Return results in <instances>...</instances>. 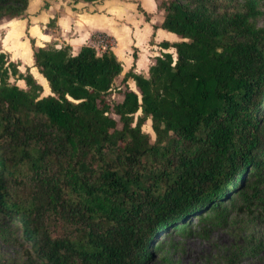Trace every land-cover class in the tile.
<instances>
[{
    "label": "trees",
    "instance_id": "16d2710c",
    "mask_svg": "<svg viewBox=\"0 0 264 264\" xmlns=\"http://www.w3.org/2000/svg\"><path fill=\"white\" fill-rule=\"evenodd\" d=\"M263 1L161 0L154 29L181 38L160 43L176 57L157 56L147 76L133 66L114 103L123 64L109 48L30 39L46 96L0 52V228L21 229L26 264H145L154 239L234 194L264 205ZM28 6L0 0V23Z\"/></svg>",
    "mask_w": 264,
    "mask_h": 264
},
{
    "label": "rangeland",
    "instance_id": "374dc122",
    "mask_svg": "<svg viewBox=\"0 0 264 264\" xmlns=\"http://www.w3.org/2000/svg\"><path fill=\"white\" fill-rule=\"evenodd\" d=\"M30 1L29 9L32 12L30 14L35 15L46 11L51 5H54L55 10H58L59 8L67 7V4L74 11L94 13V11H89L88 7H82L81 5L77 8L72 7L71 5L74 2L72 3L71 0V2L69 0H29V3ZM100 1L103 4L105 3L110 9L118 10L117 13L122 14L119 22L115 24V28H118L117 34L121 37L119 46L121 50L120 60L124 67H127L129 58L133 60L134 55L138 57L140 52L138 45L142 50L143 66L148 57L153 59L150 53L151 50L156 53L159 52V55L163 54L160 47V49L150 48L153 44L146 40L148 33L146 27L142 28L138 24V19L133 18V14H131H135L136 9L139 13H143L139 9L143 8L140 1L131 0L136 6L130 7L129 5V7L122 9L115 5L117 4L116 0ZM160 1L151 0L157 6V9ZM79 3H75V5ZM45 4L48 5L46 8ZM261 8L264 12V1L261 4ZM158 10L161 11L160 9ZM56 19L57 16L54 19L50 18L48 27H52ZM129 22H132L136 27L135 36L138 45H136V42H132V39H134L132 37L134 26ZM29 23L28 12L16 21L3 20L0 27V49L3 47L2 43L4 42H2V39L4 40L5 30H10L11 32L4 46L6 44L10 48L15 41L18 42L19 38H26L30 41L31 37L26 30ZM108 23L110 24V22ZM257 23L259 27L264 28V14L258 19ZM98 34H94L93 37ZM175 40L176 42L181 41V38L178 37ZM146 41L148 44H146ZM111 44L112 40H110L108 45L114 46V44ZM47 48L54 47L48 46ZM147 48L149 49V54L146 57ZM96 50L101 55L105 49L100 47ZM168 52H171L174 58L176 57L175 49L170 48ZM14 62L19 65L17 61ZM27 68L30 69V67ZM26 69L24 68L23 71L25 72ZM37 72L34 69L37 81L43 86V95H49L50 90L47 82L40 78ZM123 76L116 80L112 90L106 96V99L111 103L118 102L121 99L119 94L122 91ZM11 82H15L20 87L25 88V83L21 80L12 78ZM129 88L131 87L129 86ZM133 90L137 91L135 86ZM143 130L149 133L153 140L155 139V134L151 128V120H147ZM221 208L220 212L203 213L199 219L197 215H194L184 224H177L168 231L163 232L161 236L152 242L151 253L146 256L145 264H264V205L259 196L253 194L251 189L249 191L246 190V193H237L230 196L229 201L223 204ZM26 263V245L21 241V229L17 225H8L6 221L2 222V227L0 228V264Z\"/></svg>",
    "mask_w": 264,
    "mask_h": 264
},
{
    "label": "crops",
    "instance_id": "0c3cea01",
    "mask_svg": "<svg viewBox=\"0 0 264 264\" xmlns=\"http://www.w3.org/2000/svg\"><path fill=\"white\" fill-rule=\"evenodd\" d=\"M137 1L141 2L143 6L142 10L144 11L145 15L143 16L144 13H139L137 9L135 14H131H133V18L138 19V24H140L142 28L146 27L148 32L146 35V40H149L150 44H153L152 46H150V48L158 49L160 47L162 53L168 52L169 49L166 50L162 48L160 46V43L164 41L170 43L176 42L175 39H177L178 36L162 28L154 29V25H160L162 23L164 17L163 11H159L157 9V6L154 4V2L152 3L151 0ZM116 2L117 4L115 5H117L121 9L129 7V5L130 7L136 6L133 2H131V0H116ZM30 5L31 1L29 3L27 11L30 23L27 25L26 30L28 31L31 39L34 41L36 47L47 48L48 46H53L54 48L59 49L63 46L68 45L72 49V54L76 55L81 47L90 46L92 44L93 35L99 33L106 35L108 38H110V40H112L111 45L114 44V46H110V48L119 59L121 58V50L119 47L121 37L117 34L118 28H115V24L119 22V19L122 17V14L117 13L118 10L110 9L108 6H106L105 3L103 4L101 1H98L94 3H79L78 5H75L74 3L71 5L72 7L76 8L80 5L82 7H88V10L91 12L94 11V13H89L86 11H74L67 4V7L59 8L58 10H55L54 5H51L48 9H46V11L35 15L30 14L32 13L29 9ZM131 9L133 10V8ZM55 16H57V19L54 25L52 27H48L50 18L54 19ZM13 20L16 21L17 19ZM2 22L0 23V27L2 25ZM108 22H110V24ZM129 23L134 26L132 22ZM135 29L136 27L134 26L132 33V37L134 39H132V42L134 41L136 42V45H138V41L135 36ZM10 32V30H5L4 40L2 39V42L5 43L9 39ZM28 40L29 39L26 38H19L18 42L15 41L13 45L10 46V48L7 47L6 44L4 46V43H2L3 47L0 49V52L9 53L11 60L17 61L19 63V69L21 72H24V68L26 69V67H30V71L34 75V69L36 71L37 69L33 65V50L31 47V43ZM146 44H148L147 41ZM138 49H140L138 57H136V60L134 58L133 60H130L129 58L127 67L123 66L122 75H124L129 69L134 66V71L136 73L147 76L149 73V67L153 63L154 59L157 56L162 55H159V52L156 53L151 50L150 53L153 59H149L148 57L143 66L142 50L139 45ZM148 54L149 49L147 48L146 57ZM146 63L148 64L146 65ZM38 76L46 82V80L41 75L38 74ZM34 77L36 78L35 75ZM128 85L131 87V89H134L135 83L133 81H128Z\"/></svg>",
    "mask_w": 264,
    "mask_h": 264
},
{
    "label": "built area",
    "instance_id": "2783aa9c",
    "mask_svg": "<svg viewBox=\"0 0 264 264\" xmlns=\"http://www.w3.org/2000/svg\"><path fill=\"white\" fill-rule=\"evenodd\" d=\"M108 44H110L109 38L104 34H98L97 36L93 37L92 44L90 46L93 47L95 50L99 49L100 47L106 50V48H110V45ZM97 54L99 55V52H97Z\"/></svg>",
    "mask_w": 264,
    "mask_h": 264
}]
</instances>
